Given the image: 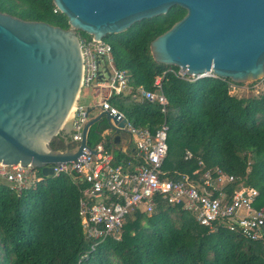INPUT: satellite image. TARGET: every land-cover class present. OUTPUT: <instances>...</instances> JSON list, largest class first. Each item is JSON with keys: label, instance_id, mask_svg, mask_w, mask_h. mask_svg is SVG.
Here are the masks:
<instances>
[{"label": "trees", "instance_id": "trees-1", "mask_svg": "<svg viewBox=\"0 0 264 264\" xmlns=\"http://www.w3.org/2000/svg\"><path fill=\"white\" fill-rule=\"evenodd\" d=\"M0 12L68 28L52 0H0ZM184 14L175 5L103 38L110 44L113 66L126 72L133 88L155 90L153 80L161 77L163 111L157 103L136 101L131 94L111 95L107 102L135 127L154 132L165 122L164 174L189 175L201 161V171L217 167L234 177L227 191L251 187L257 192L256 206L263 205L264 88L237 97L233 90L241 84L217 77L185 81L170 71L177 67L151 58L149 42ZM78 33L80 38L90 37ZM258 82L264 84V75L248 84ZM105 129L99 122L90 127V147L102 143L115 164L134 156L132 144L124 151L107 144L111 137L100 136ZM49 146L62 150V138L53 137ZM185 151L191 158L184 159ZM81 187L71 175L41 176L39 169L34 183L20 194L0 179V264H264L261 241L224 228L208 233L186 211L159 198L152 213L133 210L125 215L118 240L105 238L90 250L77 214Z\"/></svg>", "mask_w": 264, "mask_h": 264}, {"label": "water", "instance_id": "water-1", "mask_svg": "<svg viewBox=\"0 0 264 264\" xmlns=\"http://www.w3.org/2000/svg\"><path fill=\"white\" fill-rule=\"evenodd\" d=\"M67 20L63 29L0 12V164L31 166L51 176L53 166L89 149L90 127L104 120L123 151L130 143L125 118L101 110L71 145V118L82 71L77 32L98 41L108 34L179 6L185 14L149 42L154 62L184 74L211 70L241 84L264 75V0H52ZM60 136L64 148L50 140Z\"/></svg>", "mask_w": 264, "mask_h": 264}, {"label": "built area", "instance_id": "built-area-1", "mask_svg": "<svg viewBox=\"0 0 264 264\" xmlns=\"http://www.w3.org/2000/svg\"><path fill=\"white\" fill-rule=\"evenodd\" d=\"M79 47L82 65L80 89L95 90L100 100L92 107L78 103L77 99L73 103L71 144H78L82 128L91 117L90 111L96 108L97 112L119 113L126 119L122 129L129 135L135 150L134 156L115 164L112 154L99 142L89 149L83 148V153L74 160L53 166L51 176L66 173L82 184L77 214L83 238L89 243L90 250L105 238L118 240L125 215L133 210L150 214L155 209L157 198L179 206L200 229L208 233L224 228L246 239L259 240L264 245V204L256 206L255 189L239 186L227 191L226 186L234 181V177L224 174L217 167L201 171V161L191 174L179 173L176 178L169 177L161 172L166 154L165 122L160 123L154 132L135 127L107 102L111 95L131 94L136 101L157 103L163 111L166 99L160 90L161 77L156 76L153 80L155 90L142 86L133 88L128 83L126 72L113 66L108 42L79 37ZM170 71L185 81L217 77L211 70L190 75L180 72L178 67ZM183 157L189 159L191 153L185 151ZM34 169L29 165L0 164V179L14 193L20 194L34 183Z\"/></svg>", "mask_w": 264, "mask_h": 264}, {"label": "rangeland", "instance_id": "rangeland-1", "mask_svg": "<svg viewBox=\"0 0 264 264\" xmlns=\"http://www.w3.org/2000/svg\"><path fill=\"white\" fill-rule=\"evenodd\" d=\"M77 34H79V33L77 32ZM248 83L249 82L241 83V85L236 86L235 89L233 90V93L237 97H247V96L255 94L260 89L264 88V84H262L260 82L253 84L251 86ZM99 100H100V95L98 93H96L95 90H93L91 88H84L83 87L78 91L77 102L80 104L92 107L94 105V103L98 102ZM97 111H98V109L95 108V109H92L90 111V113H95ZM132 145H133V143H132ZM34 171H35V176H36V169H34Z\"/></svg>", "mask_w": 264, "mask_h": 264}, {"label": "crops", "instance_id": "crops-1", "mask_svg": "<svg viewBox=\"0 0 264 264\" xmlns=\"http://www.w3.org/2000/svg\"><path fill=\"white\" fill-rule=\"evenodd\" d=\"M96 113H97V112H95V113H90L91 117H93L94 115H96ZM99 123H104V120L99 121ZM105 128H106L105 131H104L103 133H100V136H101V137L111 135V134H110V131L107 130V127H106V126H105ZM108 134H109V135H108ZM112 137H113V136H112ZM131 144H132V142L130 141V143L128 144L127 147H129ZM127 147H126V148H127ZM126 148H124V150H125ZM122 150H123V148H122ZM124 150H123V151H124Z\"/></svg>", "mask_w": 264, "mask_h": 264}, {"label": "bare ground", "instance_id": "bare-ground-1", "mask_svg": "<svg viewBox=\"0 0 264 264\" xmlns=\"http://www.w3.org/2000/svg\"><path fill=\"white\" fill-rule=\"evenodd\" d=\"M72 109L69 111L68 116H66V122L71 118Z\"/></svg>", "mask_w": 264, "mask_h": 264}, {"label": "flooded vegetation", "instance_id": "flooded-vegetation-1", "mask_svg": "<svg viewBox=\"0 0 264 264\" xmlns=\"http://www.w3.org/2000/svg\"><path fill=\"white\" fill-rule=\"evenodd\" d=\"M79 36V35H78Z\"/></svg>", "mask_w": 264, "mask_h": 264}]
</instances>
